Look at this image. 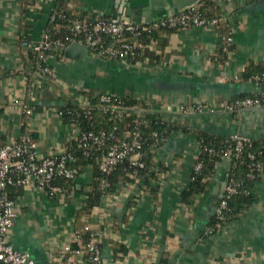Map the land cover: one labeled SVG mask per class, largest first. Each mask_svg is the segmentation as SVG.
Listing matches in <instances>:
<instances>
[{
    "label": "crops",
    "instance_id": "1",
    "mask_svg": "<svg viewBox=\"0 0 264 264\" xmlns=\"http://www.w3.org/2000/svg\"><path fill=\"white\" fill-rule=\"evenodd\" d=\"M27 1L29 34L35 43L47 29L54 2ZM214 1L233 31L234 52L223 64L214 60L221 39L212 27H192L156 38L153 49L143 56L149 60L146 65L103 61L89 54L71 60L64 51L65 60L61 54L48 55L59 83L75 95L88 98L94 92L135 100L194 130L173 133L158 154L160 163L173 165L158 195L149 194L143 182H122L116 193L86 213V223H93L100 233L104 264H264V175L255 185L257 203L210 238L203 233L223 196L230 160L217 163L205 197L190 206L181 203L197 157L196 131L264 140V107L235 113L222 109L240 95L261 91L254 83L240 81L239 75L249 64L264 61V1ZM24 3L0 0V142L20 136L28 123L38 152L44 155L66 150L71 135L69 123L56 114L66 101L53 95L52 89L43 88L38 98L27 99L30 61L28 49L21 45ZM182 4L184 0H69L66 7L95 20L125 16L131 23L151 25L187 8H180ZM15 100H28V116L13 107ZM197 105L215 111L179 114L181 106ZM93 176L91 168L84 169L73 195L65 200L40 190L10 189L17 208L10 235L13 247L29 254L35 264H54L57 252L72 240L76 212L84 193L91 190Z\"/></svg>",
    "mask_w": 264,
    "mask_h": 264
},
{
    "label": "built area",
    "instance_id": "2",
    "mask_svg": "<svg viewBox=\"0 0 264 264\" xmlns=\"http://www.w3.org/2000/svg\"><path fill=\"white\" fill-rule=\"evenodd\" d=\"M42 1L54 2V0ZM218 23V20H206L201 14L198 3L177 13H171L168 17L151 25L131 23L125 16L117 17L115 20L96 19L93 22L74 18L71 27L73 38L68 43L59 39H52L47 31L42 34L38 42L29 44L21 42L24 48L40 52L31 87L32 100L38 98L44 85H47L66 101L63 106L70 104L74 106L68 112L72 117V121L68 124V131L71 135L69 141L74 140L77 144V150L85 158L96 157V164L102 173L109 175L119 163L125 160H128L135 167H143L142 157L145 154L142 151L143 142L139 131V126L143 122L140 119L151 115H165L157 114L155 110L149 107L127 105L118 100L116 96L109 94H101L98 102L92 104L85 96L75 95L59 83L57 70L50 64L51 58L47 54L50 51L62 53L70 44L77 42L86 47L89 56L99 60L120 59L128 61L130 59L146 65L149 60L143 57L145 50L151 51L156 40L152 39L149 43L142 44L140 37L144 33L149 34L162 27L179 28L180 30L192 27L214 28ZM110 41L112 43L107 44ZM228 42L232 44V38H229ZM140 58L142 60H139ZM61 59L65 60L63 56ZM253 80L257 84H264L262 77L257 76ZM260 92H263L264 98V89H261ZM262 106L264 103L260 100L247 98L227 103L222 109L229 113H235ZM13 107L21 110L22 114H27V116L30 113V108H27L24 100H15ZM97 110L106 113L116 112L135 118L133 123L136 128L126 133V137H129L130 140H118L115 133L116 127L112 130L113 133L82 130L79 119L84 118L87 121H92L93 111ZM214 111L215 109L202 105L192 108L181 106L179 108V114L182 115L204 114ZM56 114L62 119L61 111L56 110ZM24 127L25 131L20 136L11 138L5 143L0 142V264H35L29 254L16 250L10 242V235L17 217L16 202L11 196L10 189L40 190L47 192L50 196H60L61 199L65 200L73 195L74 183L83 173L80 167L74 164L75 159L68 148L64 151L49 150L44 155L39 154L38 144L31 127L28 123ZM128 127L129 125L126 124V128ZM231 138L235 142L236 157L239 158L243 154L244 147L251 145L252 139L241 135H233ZM110 140H113V144L107 146ZM156 141L153 147L155 152L159 154L165 142L160 139H156ZM200 152L201 145L199 143L196 159ZM248 157L253 161L255 159L252 154ZM225 158L230 160L227 155L222 156L221 160ZM156 161L160 164L158 159ZM230 163L232 167L231 160ZM86 168L93 170L92 165H88ZM201 168V164L196 166V170ZM250 171V177L262 178L264 175L262 164H250ZM61 181L66 182V184L62 185ZM134 182H144V180L136 179ZM98 187L105 191L107 189L106 179L98 181ZM237 188L238 183L232 178L226 180L224 194L215 208V215L220 221L224 222V212L228 208L227 200L237 192ZM109 196L110 194L105 193L103 198L106 199ZM85 230L91 232L89 241L82 245L80 236L74 231L70 243L63 245L57 252L54 264H104L99 231L93 223H86ZM204 233L206 236L210 230L207 229ZM74 243L77 244V248H72Z\"/></svg>",
    "mask_w": 264,
    "mask_h": 264
},
{
    "label": "trees",
    "instance_id": "3",
    "mask_svg": "<svg viewBox=\"0 0 264 264\" xmlns=\"http://www.w3.org/2000/svg\"><path fill=\"white\" fill-rule=\"evenodd\" d=\"M252 2L264 1V0H250ZM69 0H54V6L50 15L49 23L47 26V33L51 36L52 39H59L63 42H69L73 38L71 31L72 19L87 20L89 22L95 21L94 16H89L88 14H83L78 10L70 9L66 7V3ZM201 14L208 21L218 20V24L214 26V30L218 33L221 42L220 47L218 48L214 60L217 63H225L229 54L234 52V45L228 42L229 38L233 37V31L230 24L223 22V17L219 15V7L215 4L214 0H201L198 2ZM27 7V8H26ZM22 17H23V32L21 37V42L33 43L32 38L29 34L28 20L30 16V6L29 1L26 0L24 3V8L22 7ZM179 28H169L162 27L153 31L152 33H144L140 40L142 44L149 43L152 39L161 38L179 31ZM131 36V35H130ZM112 42H107L111 44ZM147 51V50H145ZM28 59L30 63L27 66V99H32L31 87L33 85L36 67L39 61V54L32 49H28ZM59 55L62 56V53H56L50 51L47 55ZM156 58V56H154ZM120 60V59H116ZM139 60H142L141 58ZM155 60V59H154ZM106 61V60H104ZM129 64H136L135 60H128ZM259 76L264 78V61L251 63L247 68L239 75V80L242 82H250L256 84L262 90L264 89V84H257L254 82V78ZM44 88L49 89L50 87L44 85ZM51 89V88H50ZM53 95L60 98V96L51 90ZM263 92L256 94H244L240 95L229 103L234 101H239L247 98L258 99L264 103ZM88 100L92 104L98 102L100 94L96 95L94 92L87 94ZM40 96V95H39ZM38 96V97H39ZM114 96V95H113ZM118 100L123 103L135 106L139 105L141 107H148L145 103L138 104L135 100L124 99L116 96ZM63 99V98H61ZM27 108H30L31 105L26 101ZM73 105H66L58 108L57 111L62 112V120L66 123L72 121L71 115H69V109H73ZM135 118L127 117L116 112H103V111H93V120L87 121L84 118H80L82 130H92L95 132L105 131L107 133H113V129L116 127L115 131L118 140H130L129 137H126L127 132H131L136 128L133 121ZM140 121L143 122L139 126V131L142 138V151L145 156L142 157L144 162L143 167H135L128 160H125L119 163L115 169L109 174L106 175L99 170L98 165L96 164V157L85 158L80 151L77 149V144L74 140L69 141L67 148L75 159V165L80 167L81 171L84 172V169L88 165L93 166V183L91 190L85 192V200L81 205V208L76 212L75 216V232L81 238V244H86L89 239L91 232L85 230L86 219L89 214H86L92 211L94 208H97L103 198V195L116 193L120 187V183L123 184L134 182L136 179H143L144 184L147 188L148 193L156 196L161 192L162 184L166 178V174L170 173L173 169V165H167L163 163H158L156 161L158 153L155 152L153 147L156 144V139L164 140L166 142L170 139L173 133H190L194 130L185 124H181L178 121H169L164 116H145L141 118ZM127 122V123H126ZM126 124L129 125L126 128ZM25 129V127H24ZM196 136L198 137L199 143L201 145V152L198 155V158L194 161L193 171L191 174V182L189 186L183 190L181 195V203L188 206L199 197H205L211 186V181L215 175L216 165L221 160V157L227 155L231 162L232 167L227 173V179H233L238 183L237 192L233 194L228 200V208L224 212L225 220L220 221L216 215H214L204 232L210 230V233L204 237H212L217 235L221 230L226 228L229 224L237 221L239 218L243 217L244 214L257 203V195L255 192V185L261 180L257 176L250 177V164H262L264 169V140L256 141L252 140L251 145H247L243 149V154L237 158L235 153V142L232 140L231 136H221V135H212L202 131H196ZM113 144V140H110L107 144ZM212 151V152H211ZM252 154L255 159L251 160L248 155ZM198 164L202 165L200 170H196ZM106 179L107 189L101 190L98 187V181ZM62 185H65L66 182L61 181ZM218 204V203H217ZM86 214V215H85ZM72 248H77V244L74 243Z\"/></svg>",
    "mask_w": 264,
    "mask_h": 264
},
{
    "label": "water",
    "instance_id": "4",
    "mask_svg": "<svg viewBox=\"0 0 264 264\" xmlns=\"http://www.w3.org/2000/svg\"><path fill=\"white\" fill-rule=\"evenodd\" d=\"M182 1V0H180ZM197 2H199V0H184V4L180 5L181 7H189L191 5L196 4ZM177 13V12H175ZM64 55L66 58L71 59V60H82L86 58L87 55V49L84 45L79 44L77 42H74L72 44H70L65 50H64ZM264 107V106H262ZM260 108V107H258ZM257 109V108H254ZM157 114H161L160 112H156ZM223 187H226V181L223 183ZM222 194H224V190L222 191ZM215 210V208L213 209ZM212 210V211H213Z\"/></svg>",
    "mask_w": 264,
    "mask_h": 264
}]
</instances>
